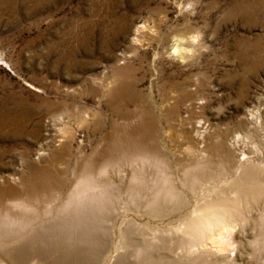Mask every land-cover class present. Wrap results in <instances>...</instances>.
I'll list each match as a JSON object with an SVG mask.
<instances>
[{"label":"rangeland","instance_id":"374dc122","mask_svg":"<svg viewBox=\"0 0 264 264\" xmlns=\"http://www.w3.org/2000/svg\"><path fill=\"white\" fill-rule=\"evenodd\" d=\"M259 1L68 0L52 10L36 9L31 4L27 10L16 13L4 10L0 14V104L24 105L35 110L29 130L36 122L42 123V130L39 136L26 132L5 145L7 155L4 154L0 161V188L17 187L16 190L21 191L24 177L29 178L49 166L69 182L66 181L64 187L66 192L76 179L75 170H81L86 159H97L101 155L94 154L95 150L104 148L103 140L112 131V123L117 122L120 126L139 124L138 117L129 122L114 117L105 105L106 97L103 96L106 93L99 90L97 82L107 75L106 91L133 82V75L115 76L112 67L124 58L138 65L136 57L144 52L147 53L144 72H137L135 77L138 95H142L144 103L138 107L130 105L129 111L138 113L144 107L152 106L162 128L160 147L172 163L166 172L191 201L201 198L215 185L223 189L227 186L226 179L229 182L233 176L218 177V184H197L195 190L182 183L191 158L190 150L204 149V145L198 143L197 121H202L209 129H206L205 139H223L226 144L234 141L252 164L264 161V6H260ZM242 5L248 8L247 19L234 12ZM100 19L106 24L102 30L103 43L97 38L103 34L100 27L87 29L88 26L81 25ZM88 33L92 35L86 41ZM174 35L199 36L193 54L185 62L170 57ZM136 37L145 44L150 43V47L137 52ZM155 52L161 53L156 73L152 68ZM186 90L191 96L180 101ZM43 102L62 107L44 111ZM171 104L178 106L177 114L167 119L162 114L174 108ZM57 111L71 119L74 154L54 162V153L64 141L55 136L51 121ZM97 121L103 123L99 129H96ZM217 160L211 172L219 176L221 161ZM131 171L128 164H123L120 170L110 171L116 188L110 199L111 210L102 220L99 255L94 264H140L141 258L136 253L138 247L148 248L156 256L172 258L176 254L162 241H182L174 228L182 224L189 206L179 212L149 216L143 205L151 184L131 191L127 183H121L123 178L127 181ZM157 177V169L145 170L148 183ZM252 228H242L239 224L233 237L240 242L248 234L247 238L256 242L254 248L247 249V252L254 250L251 264H264V224ZM69 250L66 254L45 252L36 262L22 263L78 264L76 261L80 258L79 264H92L90 259L93 258L80 254L73 245ZM6 257L9 264H22ZM207 263L228 264L224 260Z\"/></svg>","mask_w":264,"mask_h":264},{"label":"bare ground","instance_id":"6f19581e","mask_svg":"<svg viewBox=\"0 0 264 264\" xmlns=\"http://www.w3.org/2000/svg\"><path fill=\"white\" fill-rule=\"evenodd\" d=\"M65 1L68 0H0V14H3L6 9L13 13L18 10H27L29 4L36 9L59 8ZM259 2L260 6H264L262 0ZM240 7H238L239 11L234 12H238L243 17L249 14L248 8L243 5ZM81 25L85 28L88 26L87 29L100 27L102 31L106 24L104 19H100L96 23L90 20ZM102 33L100 37H97L99 43H103L104 40V32L102 31ZM91 35L92 33H88L86 41L91 38ZM198 41V35L187 37L174 35L170 57L185 62L193 54V47ZM134 44L137 52L138 50L146 51L150 47V43L145 44L139 37L134 39ZM145 53H139L136 57L138 65L124 58L112 67L115 76L133 75V82L126 83L124 86L116 85L107 91V85L104 84L107 75L97 82L99 90L103 89V94L106 93L103 96L106 97L105 105L111 110L113 116L126 122L138 117L139 124L120 126L117 122L112 123V131L103 140L104 148L100 150L97 147L95 150L94 154L101 155L97 159H86L84 164H81L83 165L82 169L73 172L76 179L70 189H67L68 191L65 192L64 188L68 181L63 178L64 176H58L57 172L49 169V166L48 169L35 172L29 178L24 177L22 182L24 188L22 187L21 191L12 186V188H0V264L10 263L6 256L11 257L12 259H10L14 262L25 263L28 261L29 263V260L32 262L40 260L45 252H65L66 254L71 245L80 254L92 257L94 260H90L94 264L99 255L102 220L111 210L110 199L116 188L115 182L110 177V171H114L116 168L120 170L123 164L132 167L127 181L124 178L121 180V183L129 185L128 188L131 191H137L144 188L146 184H151L149 192L144 196L143 205L149 216L156 217L179 212V210L185 209L186 205L189 206L187 210L185 209L186 217L182 224H177L174 228V232L179 233L180 237L182 236V241L171 240L169 243L167 242L168 244L166 241H162L176 256H172V258L156 256L148 248L138 247L136 253L141 258L140 264H205L221 260L227 261L228 264L253 263L254 250L247 252V249L254 248L256 242L250 241L247 238V233L246 237L239 242L233 237V232L239 224H242V228L251 226L252 229L264 224L263 159H261V163L252 164L247 154L238 149L234 141L233 144H226L223 139L216 138L211 141L205 139V133L209 129L205 123L197 121L196 135L198 143H202L204 149L190 150L189 157L191 158H189L185 179L182 180V183L191 185L190 189L195 190L197 184H201V186L207 183L218 184V177L230 174L233 176L229 182L226 179L227 184L225 185L227 186L223 189H219L218 185H215L208 189L201 198L191 201L186 193L176 187L175 180L166 172L172 163L160 147L162 128L159 117L154 113L155 111L153 112L152 106H146L143 111L141 110L142 112L138 113L129 111L130 105L138 107L144 103L142 95H138L135 77H137V72H144L143 62L147 58V53ZM154 55L152 68L156 73V64L161 53L155 52ZM190 96V92L186 90L182 92L180 101L188 99ZM61 107L49 102H43L42 106L44 111H56ZM177 109L178 106L168 112H163L162 115L169 119L177 114ZM35 115V110L24 105L9 107L0 104V161L6 154L7 147L5 145L8 141L16 140L26 132L36 136L40 135L41 122L34 123L33 128L29 130ZM51 121L56 130L55 136L64 139L59 150L54 153L53 161L59 162L63 161L66 156L74 154L72 144L74 129L71 126V119L63 113L54 114ZM96 123V129H99L103 124L100 121ZM216 160L221 161L219 176L211 172ZM0 165L2 164L0 163ZM147 168L157 169L158 177L151 183H148L145 178ZM13 179L16 181V178L13 177ZM125 194L127 193L125 192ZM132 196L134 197L133 194ZM180 249L181 252H178ZM155 259H158L159 262ZM80 262L81 259H77L76 263Z\"/></svg>","mask_w":264,"mask_h":264}]
</instances>
